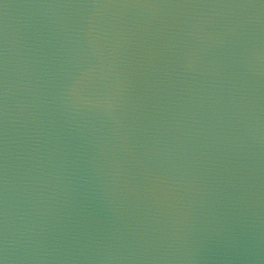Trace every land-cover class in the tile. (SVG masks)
<instances>
[{
    "label": "water",
    "instance_id": "95a60500",
    "mask_svg": "<svg viewBox=\"0 0 264 264\" xmlns=\"http://www.w3.org/2000/svg\"><path fill=\"white\" fill-rule=\"evenodd\" d=\"M5 264H264V0H0Z\"/></svg>",
    "mask_w": 264,
    "mask_h": 264
},
{
    "label": "snow or ice",
    "instance_id": "6c2138e0",
    "mask_svg": "<svg viewBox=\"0 0 264 264\" xmlns=\"http://www.w3.org/2000/svg\"><path fill=\"white\" fill-rule=\"evenodd\" d=\"M0 264H3V259H0Z\"/></svg>",
    "mask_w": 264,
    "mask_h": 264
},
{
    "label": "clouds",
    "instance_id": "9594fccd",
    "mask_svg": "<svg viewBox=\"0 0 264 264\" xmlns=\"http://www.w3.org/2000/svg\"><path fill=\"white\" fill-rule=\"evenodd\" d=\"M3 264H5V261L3 260Z\"/></svg>",
    "mask_w": 264,
    "mask_h": 264
}]
</instances>
